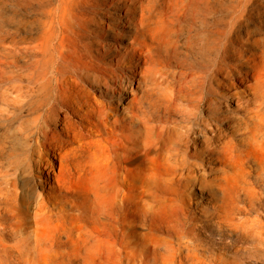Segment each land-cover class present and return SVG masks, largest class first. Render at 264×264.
<instances>
[{"label":"bare ground","instance_id":"obj_1","mask_svg":"<svg viewBox=\"0 0 264 264\" xmlns=\"http://www.w3.org/2000/svg\"><path fill=\"white\" fill-rule=\"evenodd\" d=\"M170 2L17 0L20 8L27 6L26 11L17 20L6 14L0 24V37L5 47L10 43L19 47L20 39L18 41L13 35L25 22L22 15L29 22L36 20L41 26L40 35L32 40L34 43L25 47L34 53L26 64L27 72L30 69L27 80L35 81V107L32 110L46 118L41 135L33 138V145L39 159L49 162L48 171L55 173L51 178L68 197V205L81 210L87 217L85 225L77 228L75 241L79 245L76 250L83 249L85 254H89L86 245L90 243L98 255L113 251L118 254L114 260L116 264H130L129 258L121 256L123 249L118 247L117 236L128 228L127 204L131 199L132 186L144 188L154 183L155 176L161 169L166 170L165 165L168 164L162 153L160 132L156 131L158 125L153 123L154 117L147 115L145 103L153 107L163 106L167 110L182 98L192 100L199 88L208 84L221 100L220 105L226 107L228 100L238 99L235 82L242 83L252 74L251 70L240 69L254 68V57L240 63H225L226 58L230 55L236 57L239 51L234 49L230 52L226 41L229 28L210 26L209 0ZM9 25L15 26L11 29ZM220 35L224 36L222 43ZM182 41L187 50L185 56L189 58L185 64L178 59ZM211 54L214 56L211 57ZM0 62L4 65V71L8 72L9 60L4 58ZM172 64L190 70L180 69L178 75L172 70L159 71L158 65L167 67ZM152 72L159 73L154 81L150 78ZM162 84L170 87L168 96L158 88ZM254 87L247 84L246 91L254 94ZM127 95H130L128 99ZM152 96L155 98L151 99ZM124 99L129 101L130 107L127 113L118 114L117 105ZM255 138L254 134L238 141L234 138H202V145L207 151L201 158V164L189 163L185 170L186 177L199 189L201 186L211 187L208 183H199L198 177L206 172H198L209 159L215 158L222 165L219 170L223 174L221 184L233 188L247 161L252 160L259 167L264 164V142ZM196 144L193 139L191 145L194 152L197 150ZM52 158L65 162L62 172L53 169ZM30 166L34 169L32 163ZM218 194L217 188L216 192L210 194L208 200H214L211 204L214 211L210 214L219 217L218 222L231 225L244 238L249 236L252 242L258 243L259 247L256 246L249 256L263 252L264 229L254 227L260 225L264 228V223L256 216H246L240 222L231 221L233 218L223 211ZM48 205L43 201L41 207L35 210L34 221L42 232L51 227L52 219L46 208L52 210ZM248 208L244 212L254 210L252 203ZM119 209H125L122 219L118 214ZM168 211L173 210L169 208L163 212ZM174 211L179 212L177 209ZM181 211L185 214L183 208ZM17 212L21 215V224L28 227L31 211L27 200L20 199ZM65 218L63 214L61 219L58 217L62 221ZM216 229L219 234L228 235L221 225H217ZM193 230L191 226L190 234L196 237ZM70 236L72 233L65 236V240L56 242L67 245ZM4 238L10 239L12 235H3L0 240ZM23 239L29 245L27 237ZM0 244L3 246L0 264H35L29 248L19 249L13 245L16 243ZM191 246L189 241L182 249L179 244H169L162 253L151 247L152 255L145 254L148 261L145 264H157L158 258L162 259V264H237L236 261L224 260L223 255L206 254V249L197 251ZM239 250L240 247H236L233 251L239 253ZM124 252L127 253V250ZM68 261L70 263L75 259ZM85 261L83 257L82 263Z\"/></svg>","mask_w":264,"mask_h":264},{"label":"rangeland","instance_id":"obj_2","mask_svg":"<svg viewBox=\"0 0 264 264\" xmlns=\"http://www.w3.org/2000/svg\"><path fill=\"white\" fill-rule=\"evenodd\" d=\"M209 7L210 26L215 28L223 25L226 29L229 28L226 41L230 52L234 49L239 51L236 57L230 55L226 58L225 63H240L254 57L252 60L254 68L240 69L251 70L252 74L242 83L235 82V87L239 91L238 99L228 100L229 104L227 103L226 107L220 105L221 100L208 84L201 86L192 100L182 98L167 110H164L163 106L153 107L145 103L147 115L154 117L153 123L158 125L156 131L160 132L159 141L168 164L165 165L166 170L161 169L155 176L154 183L145 185L144 188L136 185L131 188V199L127 204L128 228L125 229V233L119 232L117 236L118 247L123 249L121 256L129 258L130 264L148 262L145 254L152 255V250H149L151 247L162 253L163 248L169 244H179L182 249L187 241L192 245L191 248L197 251L206 249V254L223 255L226 261H236L237 264H264V251L257 254L258 256L256 254L249 256L258 243L256 245L252 242L249 236L244 238L232 229L231 225L218 222L220 218L210 214L214 211L211 207L214 200H208L210 194L216 192L217 188L219 190L217 197L223 205V211L233 218L231 221L240 222L246 216H256L264 223V164L259 167L252 160L247 161L233 188L221 184L223 174L219 170L222 169V165L215 158L209 159L198 172L200 174L206 172L202 177H198L199 183H208L211 187L197 188V184L188 179L185 173L190 162L198 164L202 162L201 158L207 151L205 145H202V138H234L238 141L254 134L257 137L255 139L264 142V0H209ZM26 9L27 6L20 8L17 0H0V24L4 15L14 16L17 20ZM22 16L25 22L13 35L18 41L20 39L19 44L17 43L19 47H14L12 43L5 47L0 37V61L4 58L9 60L8 72L4 71V65L0 62V237L12 235L10 239H1L0 243H6L5 245L16 243L13 245H17L19 249L29 248L34 255L35 264H97V261H100L98 264H116L114 260L118 254L113 251L106 255H98L96 248L90 243L86 245L89 254H85L83 249L76 250L79 244L75 241V234L79 226L85 225L87 217H84L81 210L68 205V197L64 196V191L59 190L51 178L55 173L48 171L49 162L40 160L35 151L33 138L41 135L46 118L32 110L35 107V81L27 80L30 69L27 72L26 64L34 53L25 47L34 43L32 40L40 35L41 26L36 20L29 22L27 17ZM14 26L8 27L12 29ZM219 40L222 43L224 36L220 35ZM179 51L181 54L178 59L183 60L184 64L189 62V58L185 56L187 50L183 41ZM212 56L214 55L211 54ZM158 68L160 72L172 70L174 73L180 69L190 70L173 64L167 67L158 65ZM150 74L151 81L156 80L159 75L158 72ZM218 79H221L220 76ZM247 84L255 86L254 94L246 91ZM158 88L167 96L171 93L167 85H158ZM129 97L130 95H127V99ZM154 98L155 96H152L151 99ZM129 107V101L122 100L117 105L118 114L127 113ZM193 139L197 143L195 152L191 145ZM170 156L171 158H168ZM61 162L63 161L60 159L52 158V167L57 172L65 169V162L63 164ZM31 163L34 169L30 166ZM245 186L249 188L246 189ZM20 199L27 200L30 205L28 227L24 223L21 224V215L17 212ZM43 201L49 204L48 208L52 212L54 211L52 213L46 208L52 221L51 227L44 232L37 228L34 221L35 210L41 207ZM251 203L254 210L244 212L251 207ZM169 208L173 211L163 212ZM181 208L185 214H182ZM124 211L125 209L118 210L120 219ZM62 214L66 215L65 221L58 219V217L61 219ZM217 225H221L224 233L228 235L219 234ZM191 226L196 237L190 234ZM254 228L264 229L260 225ZM69 233H72V236L69 237L70 242L67 245L56 242L65 240ZM25 237L29 245L23 242ZM236 247H240L239 253L233 251ZM2 248L0 244V252ZM124 250H127V253ZM83 257L85 263H82ZM70 258L75 261L69 263ZM157 264H162L161 258H158Z\"/></svg>","mask_w":264,"mask_h":264}]
</instances>
